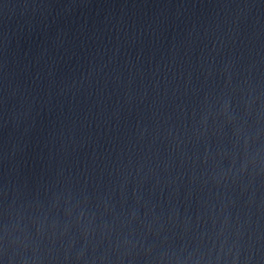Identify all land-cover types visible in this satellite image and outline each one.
<instances>
[{
	"label": "water",
	"instance_id": "95a60500",
	"mask_svg": "<svg viewBox=\"0 0 264 264\" xmlns=\"http://www.w3.org/2000/svg\"><path fill=\"white\" fill-rule=\"evenodd\" d=\"M0 264H264V0H0Z\"/></svg>",
	"mask_w": 264,
	"mask_h": 264
}]
</instances>
